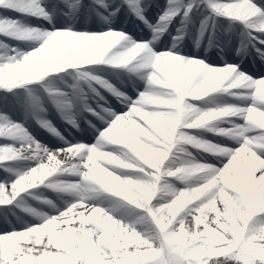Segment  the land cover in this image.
<instances>
[{
    "label": "snow or ice",
    "instance_id": "snow-or-ice-1",
    "mask_svg": "<svg viewBox=\"0 0 264 264\" xmlns=\"http://www.w3.org/2000/svg\"><path fill=\"white\" fill-rule=\"evenodd\" d=\"M0 264H264V0H0Z\"/></svg>",
    "mask_w": 264,
    "mask_h": 264
},
{
    "label": "rangeland",
    "instance_id": "rangeland-1",
    "mask_svg": "<svg viewBox=\"0 0 264 264\" xmlns=\"http://www.w3.org/2000/svg\"><path fill=\"white\" fill-rule=\"evenodd\" d=\"M33 23H36L35 20H32ZM203 48H201V52H203ZM208 55L210 57H213L214 59L216 60H219V57L216 55V49H212L208 52ZM226 57H228L230 54L229 53H226L225 54ZM63 79H60V78H55L51 81V86L54 87V88H57V89H60V90H66L67 86L71 85L74 81H73V77L71 75H69L68 73H64V74H61ZM81 85H83L85 82L83 81H80ZM84 115H87L86 113ZM52 118V117H50ZM78 119V122L80 123L81 127H85L84 123H83V120L80 118V117H77ZM54 122L56 123L57 127L60 128V130L62 132H64V128H65V125L60 122L58 119H54ZM34 135H36L37 139H40L42 140L43 142L45 143H53L54 142V138L51 137L46 131H44L43 129L37 127L35 124L32 125V127L29 129ZM70 132H73L75 134V130L72 129L70 126H69V129H68ZM64 134L67 136L68 133L67 132H64ZM209 138H210V134H209ZM47 196H49L50 198H53L55 199V196L56 194L55 193H52L50 191L46 192L45 193ZM18 212L20 210H17ZM28 219H31L30 217H26Z\"/></svg>",
    "mask_w": 264,
    "mask_h": 264
}]
</instances>
